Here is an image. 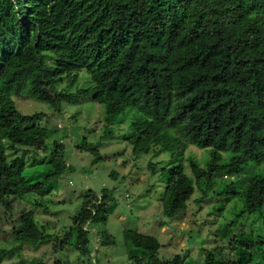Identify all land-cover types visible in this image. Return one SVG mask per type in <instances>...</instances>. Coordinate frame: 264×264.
Wrapping results in <instances>:
<instances>
[{
    "label": "trees",
    "instance_id": "1",
    "mask_svg": "<svg viewBox=\"0 0 264 264\" xmlns=\"http://www.w3.org/2000/svg\"><path fill=\"white\" fill-rule=\"evenodd\" d=\"M81 70L90 88L71 99L89 97L100 105L107 126L132 111L126 139L133 153L167 154L164 219L183 214L196 189L200 202L220 192L237 201L235 217L255 214L261 222L254 237L239 231L232 217L221 235L224 247L199 250L193 264H264V172L257 169L264 163V0H0V131L25 127L31 138L19 142L44 147L51 131L38 126L41 115H21L13 99L57 111L62 94L55 85L65 79L70 89ZM190 146L207 151L203 168L184 158ZM50 147L52 174L39 182H51L42 186L46 192L69 169L61 147L54 141ZM23 169V156L7 160L0 139V205L6 210L39 187L22 183ZM221 174L236 177L235 186L217 187ZM106 198L86 191L71 219L74 240L69 230L52 250L75 249L84 257L91 242L84 227L96 205L110 212ZM133 246L138 255L131 264H171L158 258L154 238L136 235Z\"/></svg>",
    "mask_w": 264,
    "mask_h": 264
},
{
    "label": "rangeland",
    "instance_id": "2",
    "mask_svg": "<svg viewBox=\"0 0 264 264\" xmlns=\"http://www.w3.org/2000/svg\"><path fill=\"white\" fill-rule=\"evenodd\" d=\"M66 85L67 81L62 79L54 87L55 92L62 94L57 111L44 103L13 99L21 115H41L38 126L51 131L44 147L34 149L19 142L31 138L25 127L12 132L0 131L6 159L23 156L24 169L19 179L29 187L39 185L25 197L16 199L10 211L0 205V264H131V256L138 255L133 246L136 235L156 239L160 245L157 253L160 261L193 264L201 257L199 250L224 247L221 235L232 217L241 225L239 231L254 237L261 235L263 227L254 218L256 215L235 217L238 210L232 207L236 204L235 208L239 209L237 201L220 192H212L200 202L201 194L194 189L185 212L164 219L160 200L163 173L169 167L167 154L153 157L150 151L133 153L126 139L130 132L129 119L135 117L132 111L125 110L107 126L100 105L89 97L70 98L77 90H89L90 82L84 70L77 73L73 87L67 89ZM53 141L61 147L59 157L69 169L46 192L43 187L51 182L44 186L39 182L52 174L47 162ZM184 158L203 168L207 151L190 146ZM257 169L264 172V163ZM184 173L191 178L186 163ZM248 174L241 176L239 188L250 179ZM215 179L217 187L235 186L237 182L236 177L224 174ZM86 191L97 197L107 193L110 199L103 202L112 209L108 212L100 209V204L96 205L99 210L84 227L91 239L84 257L70 248L54 252L52 246L58 238L73 230L71 219ZM40 192L42 197L38 196ZM160 222L165 223L161 228ZM69 238L74 240L73 231ZM220 254H214L217 260H222L226 252Z\"/></svg>",
    "mask_w": 264,
    "mask_h": 264
},
{
    "label": "water",
    "instance_id": "3",
    "mask_svg": "<svg viewBox=\"0 0 264 264\" xmlns=\"http://www.w3.org/2000/svg\"><path fill=\"white\" fill-rule=\"evenodd\" d=\"M43 92H44L46 95L51 96V93H50L49 90H47V89H43Z\"/></svg>",
    "mask_w": 264,
    "mask_h": 264
}]
</instances>
